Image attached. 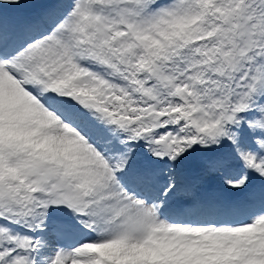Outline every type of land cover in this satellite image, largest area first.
<instances>
[{"label":"snow or ice","instance_id":"obj_1","mask_svg":"<svg viewBox=\"0 0 264 264\" xmlns=\"http://www.w3.org/2000/svg\"><path fill=\"white\" fill-rule=\"evenodd\" d=\"M0 264H264V0H0Z\"/></svg>","mask_w":264,"mask_h":264}]
</instances>
